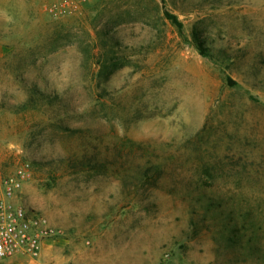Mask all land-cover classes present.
<instances>
[{
  "label": "rangeland",
  "instance_id": "374dc122",
  "mask_svg": "<svg viewBox=\"0 0 264 264\" xmlns=\"http://www.w3.org/2000/svg\"><path fill=\"white\" fill-rule=\"evenodd\" d=\"M55 1L0 0V193L58 230L0 264H264V0Z\"/></svg>",
  "mask_w": 264,
  "mask_h": 264
},
{
  "label": "built area",
  "instance_id": "2783aa9c",
  "mask_svg": "<svg viewBox=\"0 0 264 264\" xmlns=\"http://www.w3.org/2000/svg\"><path fill=\"white\" fill-rule=\"evenodd\" d=\"M89 0H56L55 8L77 6ZM27 173L17 169L3 180L0 193V259L15 256L36 259L44 242L58 234L44 214L26 208L20 201Z\"/></svg>",
  "mask_w": 264,
  "mask_h": 264
},
{
  "label": "trees",
  "instance_id": "16d2710c",
  "mask_svg": "<svg viewBox=\"0 0 264 264\" xmlns=\"http://www.w3.org/2000/svg\"><path fill=\"white\" fill-rule=\"evenodd\" d=\"M164 15H165L166 18L170 19L177 26L181 25L180 21L177 19V17L174 14L165 11Z\"/></svg>",
  "mask_w": 264,
  "mask_h": 264
},
{
  "label": "crops",
  "instance_id": "0c3cea01",
  "mask_svg": "<svg viewBox=\"0 0 264 264\" xmlns=\"http://www.w3.org/2000/svg\"><path fill=\"white\" fill-rule=\"evenodd\" d=\"M44 243H45V242H44ZM16 257H21V256H15V258H16ZM11 258H14V257H11ZM1 260H2V259H0V261H1Z\"/></svg>",
  "mask_w": 264,
  "mask_h": 264
}]
</instances>
